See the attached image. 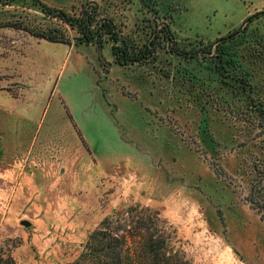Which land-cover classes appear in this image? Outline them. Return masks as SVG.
Wrapping results in <instances>:
<instances>
[{"label":"rangeland","instance_id":"rangeland-1","mask_svg":"<svg viewBox=\"0 0 264 264\" xmlns=\"http://www.w3.org/2000/svg\"><path fill=\"white\" fill-rule=\"evenodd\" d=\"M41 1L69 14L95 4L136 41L153 20L148 0ZM167 1L187 49L264 13V0ZM0 19L61 25L31 0L1 8ZM61 27L69 46L0 29V264H71L104 219L137 206L159 214L192 264H264V116L245 97L264 110V56L242 63L226 50L234 91L209 60L160 47L153 67H120L108 45L98 61ZM256 42L264 14L227 47Z\"/></svg>","mask_w":264,"mask_h":264},{"label":"trees","instance_id":"trees-1","mask_svg":"<svg viewBox=\"0 0 264 264\" xmlns=\"http://www.w3.org/2000/svg\"><path fill=\"white\" fill-rule=\"evenodd\" d=\"M166 1L148 0L145 7L152 12L153 20L148 21L149 31L145 33L146 37L142 41L127 37L123 28L112 17L100 15L95 4L89 8L83 6L79 13L69 14L62 9L50 7L41 0H31V3L45 17L73 30L76 35L74 37L76 46H93L99 61H102L104 46L108 45L113 63L120 67H153L157 61L158 51L162 47L169 55L188 62L198 59L203 62L209 60L213 65V72L218 75L223 87L228 85V89L235 91L228 83L234 77L225 72L226 67H222V61H225L222 55L227 50L229 56H235V60L240 59L242 63L253 56L257 57L256 59L253 57L254 62L263 59V44L256 42L246 46L239 45L235 47L236 49L227 47V44L246 37L253 18L264 13L248 17L238 29L229 32L225 37L216 39L213 43L187 49L181 47L172 29L173 16L168 13L172 10L162 9L165 3L170 2ZM17 2L18 0H0V11L1 8L14 6ZM61 25L36 30L25 26L22 22L0 19V29L14 28L53 44L69 46L70 40ZM214 48H219L220 51L214 53ZM247 50L249 52H246ZM246 80L239 79L244 85L247 84ZM206 90L209 89L205 86V92ZM241 92L245 94V91ZM245 97L248 107L258 110L257 112L264 116V110L254 105L251 92L248 91ZM124 212L126 213L119 214L114 220L104 219L100 228L88 236L79 256L71 264H192L183 250L175 247L172 241L174 231H169L167 223L159 217L157 212L138 206ZM130 217L137 219L131 220V225H126ZM124 220V224L120 223ZM8 261L10 264L11 260Z\"/></svg>","mask_w":264,"mask_h":264},{"label":"crops","instance_id":"crops-1","mask_svg":"<svg viewBox=\"0 0 264 264\" xmlns=\"http://www.w3.org/2000/svg\"><path fill=\"white\" fill-rule=\"evenodd\" d=\"M96 54H97V53H96ZM98 61H99V60H98ZM27 62H28V61H27ZM27 62L24 63V61H23L21 64L24 65V66H26V69L29 70V69L27 68ZM29 94H30V93H29ZM27 97H28V98H27ZM27 97H26V99H29L30 96L28 95ZM13 99L19 100L18 98H13ZM104 112H105V111H104ZM103 114H104V113H103Z\"/></svg>","mask_w":264,"mask_h":264},{"label":"water","instance_id":"water-1","mask_svg":"<svg viewBox=\"0 0 264 264\" xmlns=\"http://www.w3.org/2000/svg\"><path fill=\"white\" fill-rule=\"evenodd\" d=\"M21 225L25 226V227H29L30 226V224L28 222H26V221H22Z\"/></svg>","mask_w":264,"mask_h":264}]
</instances>
